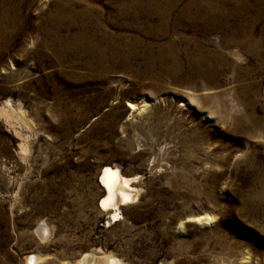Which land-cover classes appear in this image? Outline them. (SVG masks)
Segmentation results:
<instances>
[{
    "label": "rangeland",
    "instance_id": "rangeland-1",
    "mask_svg": "<svg viewBox=\"0 0 264 264\" xmlns=\"http://www.w3.org/2000/svg\"><path fill=\"white\" fill-rule=\"evenodd\" d=\"M18 2L0 264H264V0ZM106 166L132 200L99 207Z\"/></svg>",
    "mask_w": 264,
    "mask_h": 264
},
{
    "label": "bare ground",
    "instance_id": "bare-ground-1",
    "mask_svg": "<svg viewBox=\"0 0 264 264\" xmlns=\"http://www.w3.org/2000/svg\"><path fill=\"white\" fill-rule=\"evenodd\" d=\"M18 1H20V0H0V38L2 37V34L6 33V30L4 29V27L8 26V24L11 22L9 20L10 17H8V13H9L8 11L9 10H14L15 12H17L18 11V6L17 5L19 3ZM50 21H51L50 23H51V25L53 27L52 23H54V21H56V19H52ZM58 22L60 23V26L63 27L62 25H64L65 21L64 20H58ZM89 23H91V22H89ZM51 29L49 31H51ZM149 104H150L149 101L145 100L144 101V105L142 106V108L146 109ZM128 107L132 111L133 110L135 111V109H136L135 105H133V104H128ZM4 112L8 116V118L12 117V114H11V112L9 110H5ZM18 115L21 116V118L24 117L22 115V113H20ZM99 184L104 189V192H105V195L103 196V198H101L100 203H99V207L100 208L101 207L102 208L103 207L107 208V207H110V206L111 207L112 206L113 207H117L119 203L120 204H124L128 200H132V198H133L132 194H131V189L132 188L130 187L129 179L123 177L120 174V172H119V170L117 168H113V167H109V166L104 167L102 169V172H101L100 176H99ZM118 210L119 209L116 210L115 214H119ZM211 219L212 218L209 217V216H206V217L202 216V217L199 218V221H204V220L205 221H209ZM82 259L83 260L85 259L84 261H87V259L90 260L91 258L84 256ZM116 261H117V259H115V258L109 259V262H111V263H115Z\"/></svg>",
    "mask_w": 264,
    "mask_h": 264
},
{
    "label": "water",
    "instance_id": "water-1",
    "mask_svg": "<svg viewBox=\"0 0 264 264\" xmlns=\"http://www.w3.org/2000/svg\"><path fill=\"white\" fill-rule=\"evenodd\" d=\"M42 227H45V225H41V227H39L38 230H40ZM46 236H47V234H44V235L42 234V235H41L42 238H43V237H46ZM84 256H85V257H89V258H91V259H90V260L87 259V261H84L85 259H84V260L82 259L83 261H82V260H81V261H82L83 264H95V260H96V259H95V255H94V254H92V253H87V254H85ZM91 260H92V261H91Z\"/></svg>",
    "mask_w": 264,
    "mask_h": 264
}]
</instances>
